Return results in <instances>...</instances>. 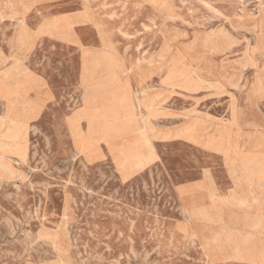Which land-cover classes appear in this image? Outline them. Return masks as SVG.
<instances>
[{"label": "rangeland", "instance_id": "rangeland-1", "mask_svg": "<svg viewBox=\"0 0 264 264\" xmlns=\"http://www.w3.org/2000/svg\"><path fill=\"white\" fill-rule=\"evenodd\" d=\"M0 57V264H264V0H0Z\"/></svg>", "mask_w": 264, "mask_h": 264}, {"label": "bare ground", "instance_id": "bare-ground-1", "mask_svg": "<svg viewBox=\"0 0 264 264\" xmlns=\"http://www.w3.org/2000/svg\"><path fill=\"white\" fill-rule=\"evenodd\" d=\"M2 63H3V61L1 60V57H0V64H2ZM14 70L15 69H10V68L0 69V72L2 73V77H0V80H5L6 78H10L13 75ZM8 98H9L8 96L0 95V100L2 101L3 106L5 108L4 115L0 117V170H5L7 168V166H8V164L6 162L7 156H10L9 159H13V157H22L25 154V146L23 145L24 125L16 122L14 119L8 120V110H7V108L9 107V104L7 102ZM135 99H136L137 107L141 110L142 102L144 103V101H142L143 98L136 96ZM148 109L149 108H147V110ZM185 129H186V127H185ZM189 129H191V128H189ZM144 134L142 133L140 135L144 136ZM214 146H215V144H214ZM133 159H135L134 165L139 166L141 156L135 155L133 157ZM14 160H16V159H14ZM247 170H248L249 174H251V175H255L258 173L257 169L251 165H247ZM253 228H257V224L254 225ZM249 241H250V239H249ZM243 245H245V244H243ZM239 248H240V246L238 243L237 246L234 247L232 256H229V257H231L232 259H237V258L243 259V254ZM251 257H252V255H251Z\"/></svg>", "mask_w": 264, "mask_h": 264}]
</instances>
